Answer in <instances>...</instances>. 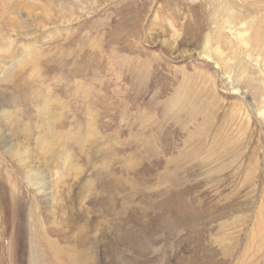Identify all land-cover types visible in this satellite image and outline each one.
Instances as JSON below:
<instances>
[{"label":"rangeland","instance_id":"obj_1","mask_svg":"<svg viewBox=\"0 0 264 264\" xmlns=\"http://www.w3.org/2000/svg\"><path fill=\"white\" fill-rule=\"evenodd\" d=\"M8 1L13 6L7 12ZM15 4L22 5L18 13ZM83 6L82 0H0L6 37L0 34V133L9 129L14 147L25 145L24 131L4 119L3 111L11 110L21 128L28 123L33 137L41 130L43 140H49L40 105L53 98L61 112L59 131L68 129L87 139V155L74 141L65 142L77 171L68 174L59 157L51 162L68 183L63 190L60 185L58 201L35 193L18 157L6 152L0 137V264H32L34 249L41 263H48V252L42 254L45 239L62 238L63 245L78 250L85 225L90 238L86 247L96 264L113 259L116 264H214L218 177L213 132L217 126L228 129L233 111L244 115L250 106L229 92L221 71L196 51L205 40L221 46L220 63L254 100L264 102V0H87ZM29 7L35 14L31 17ZM242 24L246 44L238 39ZM179 90L198 96L201 110L195 122L204 124L206 132L196 129L185 111H165L169 121L160 126V104ZM259 123L254 118L252 127L261 137L264 176V127ZM151 134L159 136L155 143L163 161L185 153L177 168H153L152 158L140 152ZM165 135L167 152L161 148ZM95 138L98 144L92 142ZM52 143L59 155L60 139V145ZM36 153L43 155L39 148ZM163 172L170 176L165 179ZM230 173L225 170L221 176L223 196L232 185ZM113 177L119 178L116 183ZM184 201L189 223L176 219ZM117 231L126 239L122 245L115 243Z\"/></svg>","mask_w":264,"mask_h":264},{"label":"bare ground","instance_id":"obj_2","mask_svg":"<svg viewBox=\"0 0 264 264\" xmlns=\"http://www.w3.org/2000/svg\"><path fill=\"white\" fill-rule=\"evenodd\" d=\"M85 3H87V0H82V8H84L83 5ZM7 4H8V8H7V12H8L10 11L9 8H12L13 5L10 6L9 1L7 2ZM60 4H62V2ZM21 6H22L21 4H15L13 9L18 13L22 9ZM30 8L31 7L26 9V14L31 17L35 14L33 10H31ZM230 16L231 17L234 16L233 11L230 12ZM1 30L2 29L0 27V34L2 35V38L6 39V37L2 34ZM246 31H247L246 26L242 24L239 31L237 32L239 41L244 44H246V34H247ZM169 44L171 48L173 47L181 51L179 46H177L178 44L176 45L173 42H169ZM213 47L214 46L212 45L210 40H205V42L200 45L199 47L200 49L196 51V55L200 58L206 59L208 62L212 63L215 67H217L221 71L219 73H222L223 77L226 80V84L228 86L229 92L236 95V97L240 100L243 106L244 105L250 106V111H248L249 113L245 112L246 113V115L244 113L245 116L244 115L239 116L238 113H236L237 111H233L228 129L227 128L223 129L222 126H217L215 131L213 132L212 147L214 152V161L216 162V173L218 177L216 178L217 198L215 200V206H214L215 208L214 213H216L215 217L217 221V231L214 239L215 244L217 245V250L215 251L217 258L214 259V264H264V176L260 170L261 167L259 166V161H260L259 154L261 152L259 147V141L261 140V137L260 136L256 137V133L254 132L255 129L252 127V125H254V118L255 119L257 118L259 120L260 122L259 124L261 126L263 125L262 128L264 127V102L261 101L257 102L256 100H254V98H252L250 94H248L247 90H244L243 86L241 85L240 79L235 74L234 75L230 74L229 70L226 67H224L226 65L225 64L222 65L220 63L221 56L223 55V50L221 46H216L214 48ZM1 51L4 50H2V48L0 47V52ZM3 63H6V61ZM185 86L187 85L185 84ZM247 99H250L249 101L250 103L246 102ZM198 101H199L198 96L191 94V92L188 93V91L186 92L179 90L177 93L173 94V98H171V100L168 99V101H164L163 103L160 104V106L162 105L163 108L162 113L164 114L163 118L161 119V122L159 123L160 126L161 124H164L166 122L168 123L169 114L165 112L168 110H175V111L177 110L179 112L185 111L184 113H186L187 117L189 116L190 122L193 124L197 123L195 122L196 115L201 110ZM42 102L43 103L40 105V112L44 114L43 118L45 120L44 123L46 124L45 125L46 131L47 133L50 132L51 133L50 136H52L48 138L49 140L46 139L43 140V137L40 135L41 130L37 131L38 133L37 136L33 137L32 136L33 134L31 132V127L29 126L28 123L23 122L22 124L23 128H21L17 124L20 123L21 119H19V117H17L15 112L11 110L3 111V114H5L4 119L6 120L8 125H12V126L15 125L17 126L18 130L24 131L23 135L26 138V142H24L25 145H19V148L23 149V152L19 148L14 147L15 146V143L13 142L14 138L7 137V135L9 134L7 130L9 129L2 130V133H0L1 134L0 137H1V141H3L4 143V146H6V152H8L10 155L15 154V156L18 157L17 161L24 169V178L27 181V183L33 188L35 193L37 195L43 194L44 196H47L48 199L50 200L58 199L59 201L60 200L59 189L61 188L60 185H62V190H63L64 186H66L68 183L67 181H65L64 176L56 174L55 170L51 166L52 164L51 162L59 157V159L62 161L63 169L68 170L69 172L68 174H70L72 171H77L76 169L77 162L72 158L69 159L70 157L69 151H71V148H69L70 146L67 147L66 146L67 143L65 142H67L68 140L74 141L78 147L79 152L82 155L84 154L87 155L86 152L87 139L85 136L77 137L75 131L73 132L68 129L67 130L62 129V131H59L58 123L60 122L59 119L61 117V112L60 110H58L59 108L57 109V105L59 104L58 103L56 104L53 98L52 99L45 98ZM252 114H254L255 117H253ZM176 122L178 125H184L181 118H177ZM195 126L196 129H199L200 131L202 129L204 132H206V128L204 124L197 123ZM32 128H36V127L32 126ZM260 130H261L260 134L263 135L262 133L264 130L263 129ZM137 137L139 138V136ZM54 138L56 144L60 145L62 143L59 146L61 149L60 151L61 153H59V155L54 153V146H52L54 145L52 142L55 143ZM59 139L61 143H58ZM150 139L151 140L144 141L143 143L141 142L143 145V149H140L141 150L140 152L145 150L143 152H146L148 157L152 158V160L156 163L154 164L153 168L162 165L164 167H168L170 164L175 168H177L179 164L178 161L181 159L182 156H184L185 153L184 154L179 153V155L172 156L171 159L167 158L163 161L161 159V153L159 150L160 147H158L155 143L157 139H159V136H157V134H151ZM161 139H162L161 148L164 149V152H167V150L170 151L169 140L168 141L166 140L167 136L165 135ZM92 142L94 144H98L97 138L93 139ZM13 148L15 150H13ZM36 148L37 149L39 148L42 151L43 155H39V153H36ZM115 154L116 153L114 149V151H112V156H111L112 161L116 159V157L113 156ZM39 156H41V158L44 160L42 161V159ZM40 160L41 162L39 164L37 161ZM241 160H243L242 163H240ZM225 170H229L231 172L229 174V177L231 178L230 183L232 185L229 193L223 196L222 183L224 181V177L221 176L225 172ZM75 176L79 178L77 174ZM162 176L166 179L170 175L168 172H163ZM117 179L119 178L113 177L112 180L113 183L114 182L116 183ZM120 186H122V184ZM115 191H117V189ZM179 205L180 206H179V210L177 211L178 215L176 219H179L180 223H185V222L189 223L192 217L190 218L188 216V209H189L188 204H185L184 201L179 203ZM191 205L193 207V203ZM74 209L75 207L71 208L70 210L74 212L75 211ZM120 210H122V207L120 208ZM225 218L227 220H225ZM34 229L35 228L33 226V230ZM81 233H82V238L78 243L79 246L80 244L82 246L78 250H75L70 245H66V244L63 245L62 238H60V240L57 242L55 241L51 242V240L45 239L46 241L42 242L44 243L45 246L43 247L42 254L44 257H46L45 254L48 252V254L46 255L48 256L50 255L49 262H51V263L48 262L46 264L98 263L97 260L91 258L93 256H90L89 254L91 253H89L87 250L89 247L88 248L86 247L88 245V241L90 240V238L89 239L87 238V225L81 228ZM121 236L122 235L120 232L119 236L117 235L115 242L118 243L117 245H122V242L125 243L126 241V239H123V237ZM63 239L67 240L68 238H63ZM97 241H98L97 238H95V246ZM36 244L38 243L36 242ZM83 246L85 247L84 250H83ZM92 246H94V244L91 245V247ZM125 247H127L125 249L131 250L128 246ZM137 247L143 250L141 245H137ZM99 250H100L99 247L96 248V251ZM34 254H36V256ZM41 259L42 258L39 255L38 250L37 249H34V251L32 250L30 262L32 264H42L41 261L43 259L42 260ZM107 264H116V261L115 259H113V261L110 260V262Z\"/></svg>","mask_w":264,"mask_h":264}]
</instances>
